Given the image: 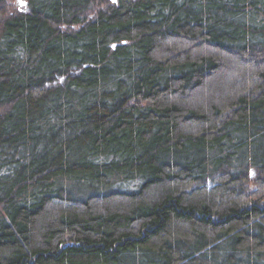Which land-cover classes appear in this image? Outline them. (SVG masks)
<instances>
[{"label": "trees", "instance_id": "16d2710c", "mask_svg": "<svg viewBox=\"0 0 264 264\" xmlns=\"http://www.w3.org/2000/svg\"><path fill=\"white\" fill-rule=\"evenodd\" d=\"M22 1L0 264H264V0Z\"/></svg>", "mask_w": 264, "mask_h": 264}, {"label": "rangeland", "instance_id": "374dc122", "mask_svg": "<svg viewBox=\"0 0 264 264\" xmlns=\"http://www.w3.org/2000/svg\"><path fill=\"white\" fill-rule=\"evenodd\" d=\"M23 4L22 0H15V6L19 9L21 7V5ZM212 185V183H207V187L210 188V186Z\"/></svg>", "mask_w": 264, "mask_h": 264}, {"label": "water", "instance_id": "95a60500", "mask_svg": "<svg viewBox=\"0 0 264 264\" xmlns=\"http://www.w3.org/2000/svg\"><path fill=\"white\" fill-rule=\"evenodd\" d=\"M19 10H21V8H19Z\"/></svg>", "mask_w": 264, "mask_h": 264}]
</instances>
